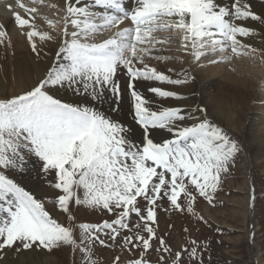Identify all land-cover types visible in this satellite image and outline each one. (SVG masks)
Masks as SVG:
<instances>
[{"label": "snow or ice", "instance_id": "obj_1", "mask_svg": "<svg viewBox=\"0 0 264 264\" xmlns=\"http://www.w3.org/2000/svg\"><path fill=\"white\" fill-rule=\"evenodd\" d=\"M64 4L62 39L44 76L22 94L0 97V253L68 246L81 252L84 264H98L93 252L98 244L136 253L127 264H151L150 250L158 254L156 264H184V255L192 264H203L206 248L196 240L185 241L174 252L157 235V210L194 215L197 196L212 204L242 146L209 118L205 107L194 101L186 107H163L146 98L138 82H153L148 90L161 100L188 99L165 86L186 85L194 77L185 73L173 78L171 69L146 63V57L169 59L153 53L163 51L173 37L156 33L180 34L182 48L196 61L227 64L233 58L225 54L229 51L264 60V47L251 43L257 37L264 42V12L257 14L247 0H232L230 7L217 0ZM16 5L27 18L11 4L8 10L14 12L16 26L30 29L26 38L40 57L35 38L53 37L36 30V7L21 0ZM106 32L110 35L105 37ZM7 35L0 24V43ZM125 94L132 121L141 130L138 142L131 138L133 129L99 107L107 103L110 112L118 113ZM161 130L171 138L157 140ZM29 162L38 164V176L52 178L54 206L68 223L54 219L45 203L16 179ZM81 210L107 213L111 219L78 222ZM120 262V255L112 260Z\"/></svg>", "mask_w": 264, "mask_h": 264}, {"label": "rangeland", "instance_id": "obj_2", "mask_svg": "<svg viewBox=\"0 0 264 264\" xmlns=\"http://www.w3.org/2000/svg\"><path fill=\"white\" fill-rule=\"evenodd\" d=\"M217 2L224 7H230V3L232 4L231 0ZM174 51V49L168 50L166 53L173 55L167 56L169 57L167 60L159 61L185 63V58H182L180 51ZM254 63L251 65L256 64ZM26 90L14 92L9 96L22 94ZM232 122L215 121L232 139L239 142L242 150L236 156L229 173L222 176V182L215 193L213 203L209 204L203 197L197 196L193 206L194 215L187 212L165 213L162 208L158 209L157 235L163 237L174 252L184 247L185 241L196 240L206 248L203 252V264H264V151H257L253 139L249 136L247 122L241 118L238 119V116ZM130 124L134 125L130 127L133 129L131 138L138 142L141 130L133 123L132 118ZM162 138L171 137L161 130L156 133V139ZM37 167L38 164L29 162L24 173L17 174L16 179L26 190L31 191L37 199L45 203V209L54 219L61 223H68L65 215L54 206L57 190L50 187L49 181L52 178L48 177L46 180L38 176ZM77 215L78 222L97 223L102 219H111L107 213H93L92 210H81ZM201 216L207 223L199 219ZM185 229L188 231L185 232ZM106 242L111 244V241ZM152 244L153 248L159 246L156 240H153ZM4 251L6 254L0 253V264H84L81 252L68 246L52 251L38 248ZM136 251L139 252V250ZM93 252L98 264H112L116 255L121 256L120 264H127L130 259L136 258V253L122 252L118 246L105 248L97 244ZM140 255L144 254L140 253ZM157 255L150 250L148 258L151 264H156ZM163 255L166 260L171 259L167 253ZM183 261L184 264H192L187 255L183 256Z\"/></svg>", "mask_w": 264, "mask_h": 264}, {"label": "bare ground", "instance_id": "obj_3", "mask_svg": "<svg viewBox=\"0 0 264 264\" xmlns=\"http://www.w3.org/2000/svg\"><path fill=\"white\" fill-rule=\"evenodd\" d=\"M21 2L29 7L37 8L36 30L41 34L48 33L53 39L35 38L37 48L41 53L40 57H37L31 51L30 42L26 38V33L30 29L27 27L20 29L15 25L14 12L9 11L7 5H13L14 10L20 12L22 17L27 18V14L16 5V0H0V24L8 32L4 42L0 43V91L2 96L26 90L42 78L52 63L62 39L60 26L63 24L64 0H42V3L38 4H33L32 0H21ZM247 2L257 14L264 12V0H247ZM225 6L227 5L225 4ZM49 21H52L57 27L50 26ZM127 23L125 21V24ZM71 30L69 27V31ZM108 35L110 33H104L105 37ZM155 35L171 36L173 39L168 42L163 51L155 52L153 56H171L173 54L170 55L166 52L174 49L180 51L182 58H185V63L175 61L163 63L149 57H146V63L159 70L171 69L169 74L173 78H182L185 73H188L194 79L186 85L165 86L169 90H175L186 96L187 101L161 100L154 97L148 90V85L153 82H138V88L146 98L159 101L163 107H186L194 101L195 105L206 108L208 116L214 122L230 123L238 116V119L241 118L249 125V136L253 139L257 151H264V60H253L245 55L236 56L229 51L225 54L232 55L233 58L227 64H210L204 58L196 61L190 50L185 52L182 48L180 34L162 32ZM251 43L258 48L264 47V42L260 37L255 38ZM260 55H264V52ZM216 59H219V56ZM191 60L193 61L191 62ZM189 62L190 65H188ZM252 63L255 65H251ZM203 70H205L204 73ZM118 79L123 87L125 83L123 71L118 73ZM59 95L65 99L69 98L63 92ZM71 99L77 98L71 97ZM99 107L113 119L129 125L132 115L127 94L122 100L121 110L118 113L110 112L107 103ZM133 126V124L129 125V127Z\"/></svg>", "mask_w": 264, "mask_h": 264}]
</instances>
